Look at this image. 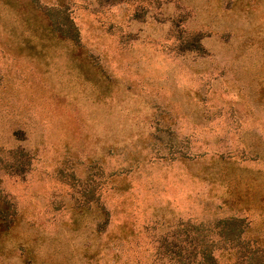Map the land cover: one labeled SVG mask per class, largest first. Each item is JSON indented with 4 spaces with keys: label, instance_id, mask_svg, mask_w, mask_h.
Masks as SVG:
<instances>
[{
    "label": "rangeland",
    "instance_id": "1",
    "mask_svg": "<svg viewBox=\"0 0 264 264\" xmlns=\"http://www.w3.org/2000/svg\"><path fill=\"white\" fill-rule=\"evenodd\" d=\"M0 217V264L264 250V0H0Z\"/></svg>",
    "mask_w": 264,
    "mask_h": 264
},
{
    "label": "trees",
    "instance_id": "2",
    "mask_svg": "<svg viewBox=\"0 0 264 264\" xmlns=\"http://www.w3.org/2000/svg\"><path fill=\"white\" fill-rule=\"evenodd\" d=\"M49 14L48 18H50V22L48 23L49 31H55L58 32V34L64 38L75 40L77 37V30L75 25L73 24L71 18L69 15L64 11V9L59 8H50L48 10L47 15ZM35 16V15H34ZM1 217H0V223H1ZM224 223L221 224V228L224 229L220 230V234L224 236V239H228V235L230 236L231 230L228 229L227 222L230 221L228 219L222 220ZM0 227V231H1ZM215 248H219L216 246H204L200 247L198 251H195V255L191 256V258H187L185 256H181L177 251L176 254V264H264V253L261 251L264 250H256L248 249L246 251L238 253L236 256H234L233 259L228 260L226 263H221L219 260L220 251H218V257L216 254H214ZM225 250L228 255L231 253H234L231 251L232 247L231 244L221 247L219 250ZM170 251V250H169ZM223 252V251H222ZM235 254V253H234ZM232 260V261H231Z\"/></svg>",
    "mask_w": 264,
    "mask_h": 264
}]
</instances>
